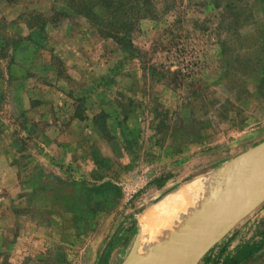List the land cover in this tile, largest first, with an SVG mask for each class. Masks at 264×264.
Listing matches in <instances>:
<instances>
[{"label": "rangeland", "instance_id": "obj_1", "mask_svg": "<svg viewBox=\"0 0 264 264\" xmlns=\"http://www.w3.org/2000/svg\"><path fill=\"white\" fill-rule=\"evenodd\" d=\"M263 142L264 0H0V264L153 257L164 193ZM263 229L264 203L198 264H264Z\"/></svg>", "mask_w": 264, "mask_h": 264}, {"label": "water", "instance_id": "obj_2", "mask_svg": "<svg viewBox=\"0 0 264 264\" xmlns=\"http://www.w3.org/2000/svg\"><path fill=\"white\" fill-rule=\"evenodd\" d=\"M238 184L178 242L149 258H134L140 235L123 264H198L241 221L264 203V142Z\"/></svg>", "mask_w": 264, "mask_h": 264}, {"label": "bare ground", "instance_id": "obj_3", "mask_svg": "<svg viewBox=\"0 0 264 264\" xmlns=\"http://www.w3.org/2000/svg\"><path fill=\"white\" fill-rule=\"evenodd\" d=\"M250 163L251 160H246L244 163L237 162V160L230 161L222 169L215 172V174L209 175L207 179L202 181L197 179L168 195L147 212L144 219L146 221L144 232L150 234L151 237L155 234L151 231L153 227H163L165 228V237L168 232L172 234L170 238L161 240L162 242H167L166 245L163 244L164 246L160 247L161 250L166 248L168 244L172 245L178 242L189 229L200 222L203 216L212 210L215 205H218L224 197H227V194L237 185L239 179L236 183L234 181L241 176V173L243 174L247 170ZM230 182L233 183L231 185H234V187L230 186L229 189L224 191V188H228L227 185ZM200 197L201 199L197 200ZM138 250L139 246L136 249L134 258H137ZM147 256V254H141L139 258Z\"/></svg>", "mask_w": 264, "mask_h": 264}, {"label": "trees", "instance_id": "obj_4", "mask_svg": "<svg viewBox=\"0 0 264 264\" xmlns=\"http://www.w3.org/2000/svg\"><path fill=\"white\" fill-rule=\"evenodd\" d=\"M105 8H107V5L102 2ZM177 186L171 187L166 191L164 194H167L174 190ZM262 237L264 239V229H263V234ZM259 245L256 243H246L244 245H241L236 249L234 252L233 256H230L225 259L223 264H241L245 261H247L249 258H251L258 250H259Z\"/></svg>", "mask_w": 264, "mask_h": 264}, {"label": "crops", "instance_id": "obj_5", "mask_svg": "<svg viewBox=\"0 0 264 264\" xmlns=\"http://www.w3.org/2000/svg\"><path fill=\"white\" fill-rule=\"evenodd\" d=\"M195 180H197V179H195ZM195 180H192V181H188V182H186V183H184L182 186H180V187H177L176 189H174V191L172 190L170 193H167L166 195H168V194H172V193H174V192H176V191H178L179 189H181L182 187H184L185 185H189L190 184V182H194ZM165 195V196H166ZM154 206H155V204H154ZM162 244H167V242L166 241H164ZM170 245V244H169ZM168 245V246H169ZM166 247V246H165Z\"/></svg>", "mask_w": 264, "mask_h": 264}]
</instances>
